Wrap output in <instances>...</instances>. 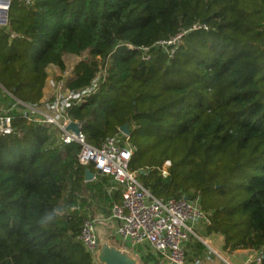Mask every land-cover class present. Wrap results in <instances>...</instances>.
<instances>
[{"label": "trees", "instance_id": "trees-1", "mask_svg": "<svg viewBox=\"0 0 264 264\" xmlns=\"http://www.w3.org/2000/svg\"><path fill=\"white\" fill-rule=\"evenodd\" d=\"M84 53L66 89L96 79L68 113L86 143L99 147L126 125L128 169L142 187L198 199L206 234L261 252L264 264V0H10L0 93L40 105L47 68L64 73V57ZM11 126L0 137V264H97L77 235L85 219L108 218L120 192L56 130L18 114Z\"/></svg>", "mask_w": 264, "mask_h": 264}, {"label": "built area", "instance_id": "built-area-1", "mask_svg": "<svg viewBox=\"0 0 264 264\" xmlns=\"http://www.w3.org/2000/svg\"><path fill=\"white\" fill-rule=\"evenodd\" d=\"M9 6L10 0H0V27L7 26ZM200 28L206 30L204 26H193L192 30ZM180 37L181 35H177L161 45L172 47L177 44ZM141 50L146 51V49ZM173 52L174 48H170L169 56H172ZM63 78L65 81L60 80L56 84L55 101L51 103L28 105L10 98L11 104L4 105L0 101V137L12 133L11 119L14 114L26 116L29 121L56 130L62 147L78 146L77 158L81 166L92 165L97 175L109 177L108 192L119 191L120 202L112 204L110 216L105 220L85 219L77 235V241L93 260L98 247L96 221H108L111 225L115 224L109 232L114 239L128 245L134 255L138 250L142 251L143 257L148 255L153 257L148 264H186L185 246L190 239L198 241L216 254L222 264H235L230 260L231 251L226 249L222 235L196 233L197 225L209 224V214L202 211L198 199L194 201L183 197L156 199L142 187L139 173L128 169L134 150L124 144L122 140L124 134L107 138L99 147L86 143L81 124L71 121L68 113L71 108L84 103L87 96L95 93L96 85L94 83L89 88L70 92L66 89V82L70 77ZM71 123L78 125L80 129L78 134L66 131ZM170 170L171 163L168 161L164 162L160 169L164 177L169 176ZM260 260L261 252H255V256L251 257L247 264H260Z\"/></svg>", "mask_w": 264, "mask_h": 264}, {"label": "water", "instance_id": "water-1", "mask_svg": "<svg viewBox=\"0 0 264 264\" xmlns=\"http://www.w3.org/2000/svg\"><path fill=\"white\" fill-rule=\"evenodd\" d=\"M66 131L78 134L80 129L76 123H71ZM125 136L129 135L127 126L120 128ZM99 174V173H98ZM94 174L85 170V182L92 181ZM98 247L94 253V260L97 264H141L129 246L123 245L107 233V227L100 222L95 224Z\"/></svg>", "mask_w": 264, "mask_h": 264}, {"label": "rangeland", "instance_id": "rangeland-1", "mask_svg": "<svg viewBox=\"0 0 264 264\" xmlns=\"http://www.w3.org/2000/svg\"><path fill=\"white\" fill-rule=\"evenodd\" d=\"M88 58L87 54L84 53L82 54L81 56L79 57H76V56H72V55H66L64 57V62H65V71L64 73H60V71L56 68H48V70H46V75H47V78H46V82H45V85H44V89H43V97H42V105L45 104V103H51V101H55V95H56V91H57V83L60 81V80H64L63 77H66L69 79V77L71 78L73 76V69L74 67L80 62V61H83V60H86ZM99 78V77H98ZM65 81V80H64ZM95 83V85L97 84L96 83V79L95 81L93 82V84ZM66 96H67V93H65ZM0 101L4 104V105H9L11 104V100H10V97L7 96V95H3L0 93ZM64 104V103H63ZM55 130L53 128H48V133L51 134V135H55ZM121 132H119L118 134H120ZM123 134V133H121ZM115 136V135H114ZM125 135H123L122 137V140L124 142V144H127L128 146L131 147V145L129 144V142H125ZM138 173V172H137ZM165 200H168V199H165ZM105 220L107 218H104L103 216L101 217V220ZM100 222L102 225H105L107 227L108 230L110 229H113L114 225L112 226L111 223H109L108 221H96V223ZM205 225L204 224H199L196 226V233L198 235H205ZM116 240V239H115ZM121 243V242H120ZM201 244V243H200ZM202 245V244H201ZM135 256L138 257V259L140 260L141 262V259L140 258H143V254H142V251H138L136 250V253H135ZM141 264H143L141 262Z\"/></svg>", "mask_w": 264, "mask_h": 264}, {"label": "crops", "instance_id": "crops-1", "mask_svg": "<svg viewBox=\"0 0 264 264\" xmlns=\"http://www.w3.org/2000/svg\"><path fill=\"white\" fill-rule=\"evenodd\" d=\"M48 68H50V66ZM51 68L54 69V67ZM101 217L102 216L100 214H97L96 220H101ZM109 232L110 230L107 229V233L110 235ZM185 251H186V264H222V262L220 261V259L217 257L216 254L210 252L204 245H201L198 241L194 239L189 240V242L185 246ZM253 256H255V252L252 251L233 250L230 253V260L235 264H247L248 260H250V258Z\"/></svg>", "mask_w": 264, "mask_h": 264}]
</instances>
